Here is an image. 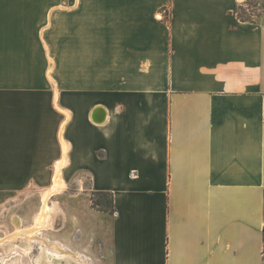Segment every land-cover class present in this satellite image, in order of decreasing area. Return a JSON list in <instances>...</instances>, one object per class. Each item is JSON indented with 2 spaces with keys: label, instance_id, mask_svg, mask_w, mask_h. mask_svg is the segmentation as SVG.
<instances>
[{
  "label": "crops",
  "instance_id": "obj_1",
  "mask_svg": "<svg viewBox=\"0 0 264 264\" xmlns=\"http://www.w3.org/2000/svg\"><path fill=\"white\" fill-rule=\"evenodd\" d=\"M239 1L67 0L63 80L58 0H0L3 235L59 165L67 187L49 245L0 264H264V21Z\"/></svg>",
  "mask_w": 264,
  "mask_h": 264
},
{
  "label": "bare ground",
  "instance_id": "obj_2",
  "mask_svg": "<svg viewBox=\"0 0 264 264\" xmlns=\"http://www.w3.org/2000/svg\"><path fill=\"white\" fill-rule=\"evenodd\" d=\"M102 114L103 115H101L100 118H98L99 121H103V119H104L105 114L104 113H102ZM61 164H64V162ZM62 171L63 170H62L61 166L59 165L57 170H56V175H55L53 185L43 189V191H42V195L44 198V204L42 206L41 211H39L35 217L36 218L35 226H33V227L29 226L30 228L23 229L22 227L19 226L20 221L18 220V217L14 216L13 220H14V223L16 225V228L11 232L6 231L5 235L0 236V260L1 261H4L8 256L17 255L19 253L22 254L23 256H26L28 251H24L18 245H16L10 251L9 250L7 251L4 247L7 242L16 241V240H18L19 237L25 236L28 240L38 239L42 243L47 244V246L49 245V241L45 237H43L42 235L39 236L36 232L38 229H41V227H46L48 225V221L50 218L49 215L51 212V207L48 204L49 197L52 196L53 193H60V192L64 191L65 188H67L65 180L62 178ZM54 208L55 207H53V210H54ZM57 209H58V207H57ZM51 226H53V225H51ZM31 247H33V246L31 245ZM56 247H57V249L60 248L59 246H56ZM57 249H56V251H58ZM28 261H29V258H28ZM82 262H84V264H86V262L84 260ZM24 264H30V263H28L27 261L24 260Z\"/></svg>",
  "mask_w": 264,
  "mask_h": 264
},
{
  "label": "rangeland",
  "instance_id": "obj_3",
  "mask_svg": "<svg viewBox=\"0 0 264 264\" xmlns=\"http://www.w3.org/2000/svg\"><path fill=\"white\" fill-rule=\"evenodd\" d=\"M71 6V5H70ZM67 0H58V60H59V79H65L66 61V12ZM239 13L251 21H264V0H240ZM107 196H96V200H102ZM5 212V213H4ZM0 212V236L4 234L1 229L2 224H6L10 216L7 211ZM15 216V215H14ZM9 217V218H8ZM12 226L14 224L12 223ZM14 227H12L13 229ZM8 248V247H7Z\"/></svg>",
  "mask_w": 264,
  "mask_h": 264
},
{
  "label": "trees",
  "instance_id": "obj_4",
  "mask_svg": "<svg viewBox=\"0 0 264 264\" xmlns=\"http://www.w3.org/2000/svg\"><path fill=\"white\" fill-rule=\"evenodd\" d=\"M239 17L243 20H246V18L241 15L240 13ZM96 196H107L104 197L101 201L100 200H96ZM96 196L93 198V203L96 207H98L101 210H106V211H113V199H112V193H107V192H103V193H97Z\"/></svg>",
  "mask_w": 264,
  "mask_h": 264
}]
</instances>
